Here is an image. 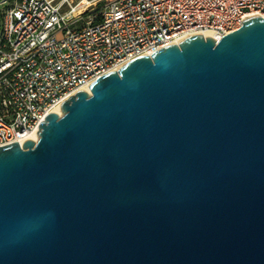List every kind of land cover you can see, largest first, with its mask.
<instances>
[{"label": "water", "instance_id": "obj_1", "mask_svg": "<svg viewBox=\"0 0 264 264\" xmlns=\"http://www.w3.org/2000/svg\"><path fill=\"white\" fill-rule=\"evenodd\" d=\"M88 91L0 147V264H264V17Z\"/></svg>", "mask_w": 264, "mask_h": 264}, {"label": "built area", "instance_id": "obj_2", "mask_svg": "<svg viewBox=\"0 0 264 264\" xmlns=\"http://www.w3.org/2000/svg\"><path fill=\"white\" fill-rule=\"evenodd\" d=\"M252 16L264 17V0H21L0 8V147H22L47 114L122 65L205 32L219 40Z\"/></svg>", "mask_w": 264, "mask_h": 264}, {"label": "bare ground", "instance_id": "obj_3", "mask_svg": "<svg viewBox=\"0 0 264 264\" xmlns=\"http://www.w3.org/2000/svg\"><path fill=\"white\" fill-rule=\"evenodd\" d=\"M202 36H204L205 38L206 37H210V38H213L215 40H217L219 38L217 35H215V34H213L211 32H205V33H203ZM83 91L89 92L87 88H84ZM54 113L60 115V110L59 109H55ZM29 139L34 141V142L37 141V134H34V135L30 136Z\"/></svg>", "mask_w": 264, "mask_h": 264}, {"label": "rangeland", "instance_id": "obj_4", "mask_svg": "<svg viewBox=\"0 0 264 264\" xmlns=\"http://www.w3.org/2000/svg\"><path fill=\"white\" fill-rule=\"evenodd\" d=\"M76 2V0H74ZM16 2H10L9 0H7L5 3L0 4V8L3 7H12L13 5H15ZM103 5V3H98L96 6V9H98V12L101 10V6Z\"/></svg>", "mask_w": 264, "mask_h": 264}, {"label": "trees", "instance_id": "obj_5", "mask_svg": "<svg viewBox=\"0 0 264 264\" xmlns=\"http://www.w3.org/2000/svg\"><path fill=\"white\" fill-rule=\"evenodd\" d=\"M9 1H10V2H16V3L21 2V0H9ZM99 12H100V11H99ZM99 12H98V9H96L94 13H95L96 15H99Z\"/></svg>", "mask_w": 264, "mask_h": 264}]
</instances>
